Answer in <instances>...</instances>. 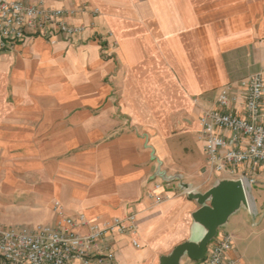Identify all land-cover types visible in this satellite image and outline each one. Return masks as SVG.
<instances>
[{"label":"crops","instance_id":"obj_1","mask_svg":"<svg viewBox=\"0 0 264 264\" xmlns=\"http://www.w3.org/2000/svg\"><path fill=\"white\" fill-rule=\"evenodd\" d=\"M44 3L76 9L70 23L87 29L0 49V196L21 199L1 223L54 225L55 202L100 227L135 214V233L108 239L113 264H196L209 231L202 209L213 206L178 193L179 180L205 194L247 175L253 204L219 232L232 235L239 264H264V164L213 171L199 123L228 88L242 113L239 83L264 70V0ZM161 181L167 197L155 203Z\"/></svg>","mask_w":264,"mask_h":264},{"label":"built area","instance_id":"obj_2","mask_svg":"<svg viewBox=\"0 0 264 264\" xmlns=\"http://www.w3.org/2000/svg\"><path fill=\"white\" fill-rule=\"evenodd\" d=\"M76 13V9L48 6L44 0H0V49H10L33 35H42L52 44L59 36H82L87 26L69 21ZM97 13L94 10L93 14ZM238 87L244 101L242 113L231 108L237 97L228 88L217 106L199 119L208 165L217 173L232 174L245 164H264V70L242 80ZM240 180L243 185L244 181L255 183L247 175ZM166 186L169 181L153 183L149 196L155 203L167 197ZM177 191L189 197L197 189L179 180ZM54 206L59 215L54 225L26 229L0 222V264H113L109 237L137 231L135 214L100 227L88 224L84 215L78 219L65 216L59 202ZM83 227L86 232L79 230ZM133 243L139 246L135 239ZM232 250V235L218 232L205 257L196 264H239V259L229 255Z\"/></svg>","mask_w":264,"mask_h":264},{"label":"water","instance_id":"obj_3","mask_svg":"<svg viewBox=\"0 0 264 264\" xmlns=\"http://www.w3.org/2000/svg\"><path fill=\"white\" fill-rule=\"evenodd\" d=\"M245 187L241 180L238 181H222L218 186L212 188L205 194L193 192L189 195L190 199L196 200L200 205H204L207 200H211L213 208L203 207L202 213L209 215V231L205 236L201 252L192 256L197 261L202 260L208 249L209 243L217 236L219 227L227 222L231 213H233L240 204L244 202L248 204L245 196Z\"/></svg>","mask_w":264,"mask_h":264},{"label":"rangeland","instance_id":"obj_4","mask_svg":"<svg viewBox=\"0 0 264 264\" xmlns=\"http://www.w3.org/2000/svg\"><path fill=\"white\" fill-rule=\"evenodd\" d=\"M254 191H258V188L256 185L253 187ZM21 200L18 196H8V195H1L0 196V213L5 212L7 210H10L11 208L15 207L13 206L15 202ZM1 222V221H0ZM227 227V226H226ZM223 229L225 228L222 227Z\"/></svg>","mask_w":264,"mask_h":264},{"label":"bare ground","instance_id":"obj_5","mask_svg":"<svg viewBox=\"0 0 264 264\" xmlns=\"http://www.w3.org/2000/svg\"><path fill=\"white\" fill-rule=\"evenodd\" d=\"M244 193H245L246 199L250 202V203L248 202V204H250V206H251L253 203H252L251 198L248 196L249 194H247L246 190Z\"/></svg>","mask_w":264,"mask_h":264}]
</instances>
